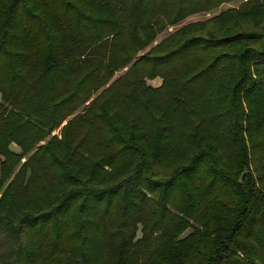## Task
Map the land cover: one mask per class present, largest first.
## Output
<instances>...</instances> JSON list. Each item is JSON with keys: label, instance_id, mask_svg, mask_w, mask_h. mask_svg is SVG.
Here are the masks:
<instances>
[{"label": "trees", "instance_id": "trees-1", "mask_svg": "<svg viewBox=\"0 0 264 264\" xmlns=\"http://www.w3.org/2000/svg\"><path fill=\"white\" fill-rule=\"evenodd\" d=\"M0 264H264V0H0Z\"/></svg>", "mask_w": 264, "mask_h": 264}, {"label": "rangeland", "instance_id": "rangeland-1", "mask_svg": "<svg viewBox=\"0 0 264 264\" xmlns=\"http://www.w3.org/2000/svg\"><path fill=\"white\" fill-rule=\"evenodd\" d=\"M234 6L237 7L238 4L235 3V4H231V5H224V6L221 8V11H222V10H226V9H228V8H231V7H234ZM215 13H218V12H215ZM205 18H206L205 16H202V15H201V16H197V17H195V18L190 19L188 22L190 23V22L200 21V20H204ZM188 22H187V23H188ZM166 34H167V33H166ZM166 34L160 36V37L158 38V41L161 40V39H163V38L166 36ZM8 247H9V248H12V250H13V248H15L14 244L11 243V242H10V244H9Z\"/></svg>", "mask_w": 264, "mask_h": 264}]
</instances>
